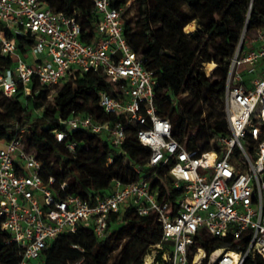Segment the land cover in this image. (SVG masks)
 I'll return each mask as SVG.
<instances>
[{
  "label": "built area",
  "instance_id": "1",
  "mask_svg": "<svg viewBox=\"0 0 264 264\" xmlns=\"http://www.w3.org/2000/svg\"><path fill=\"white\" fill-rule=\"evenodd\" d=\"M94 5L98 32L85 42L75 14L43 0H0V50L12 61L0 66V94L14 98L20 87L32 94L34 81L55 90L86 72L103 73L110 88L98 91L99 106L137 125L141 146V162L131 163L133 181L114 178L109 193L86 199L60 195L55 177L43 176L42 159L27 145V128L0 143V216L11 239L24 248L20 264H38L55 238L81 225L105 236L109 218L131 206L141 215L155 213L162 228L144 264H246L250 258L264 264V27L250 35L246 27L230 58L225 88L230 134L190 147L158 112V79L125 34L127 6L113 7L109 0ZM58 119L63 127L52 134L74 158L80 155L72 139L77 130L125 152L127 124L120 120L61 113ZM74 178L62 180L61 190ZM229 234L245 237L246 245L211 252L203 245L209 236Z\"/></svg>",
  "mask_w": 264,
  "mask_h": 264
},
{
  "label": "trees",
  "instance_id": "2",
  "mask_svg": "<svg viewBox=\"0 0 264 264\" xmlns=\"http://www.w3.org/2000/svg\"><path fill=\"white\" fill-rule=\"evenodd\" d=\"M43 1L55 10L77 15L83 41L91 42L96 36L99 13L94 0ZM109 1L113 7L127 6L125 34L158 79L155 102L158 112L172 122L173 135L196 147L230 134L225 107L230 58L246 27L247 35L264 27V0ZM133 3L138 5L136 27L127 20ZM192 22H197V28L187 31ZM20 46L25 51L21 38ZM210 62L217 66L207 72L204 66ZM11 64L0 50V66ZM31 86L32 94H26L22 87L14 98L0 94V143L27 128L28 147L42 159L43 176L47 180L55 177L53 187L62 196L76 193L92 199L98 192L109 193L114 178L125 182L136 178L131 163L141 162L138 153L141 146L136 137L139 127L129 123L125 116L105 112L99 106L98 91L110 88L105 74L86 72L76 80L65 82L53 96H50L52 87L37 81ZM184 92L190 93L189 99L181 97ZM36 110L42 111L40 116L35 115ZM59 113L63 118L93 114L104 121L126 123L125 152L121 153L92 132L77 130L72 139L78 141L80 155L74 158L65 143L52 134L54 129L63 127ZM110 156L113 162H109ZM71 174L75 178L65 191L61 190L60 182ZM161 236L156 214L141 215L131 206L109 218L105 236L99 238L91 226L81 225L76 231L55 238L42 257L44 264H144L145 255ZM246 241L245 237L236 239L229 234L223 238L209 236L203 245L211 252L218 247L240 249ZM23 257L24 248L11 239L0 216V264H20ZM246 264L261 263L250 258Z\"/></svg>",
  "mask_w": 264,
  "mask_h": 264
},
{
  "label": "rangeland",
  "instance_id": "3",
  "mask_svg": "<svg viewBox=\"0 0 264 264\" xmlns=\"http://www.w3.org/2000/svg\"><path fill=\"white\" fill-rule=\"evenodd\" d=\"M137 19H138V5H137V3H133V4L131 5V7L129 8V12H128L127 20L130 21V23H131L132 26L136 27V21H137ZM197 26H198V25H197V22H192V23L186 28V30L191 32L194 28H197ZM253 33H254V30H253L250 34H253ZM212 63H214V62H210V63H208L207 65L204 66L205 69L207 70V72H209V70L214 69V68L210 69ZM216 66H217V64L215 63V68H216ZM56 90H57V89H55V90H51V91H50V96H53V95L55 94ZM190 96H191V95H190L189 92H184V93L181 94V97H182V98H187V99H189ZM225 107H226V103H225ZM41 112H42L41 110H36V111H35V115L40 116ZM31 149H33V148H31ZM33 150H34V149H33ZM34 151H35V150H34ZM114 257H115V255H112V258H114ZM112 258H111L110 260H112ZM39 260H40V259H39Z\"/></svg>",
  "mask_w": 264,
  "mask_h": 264
},
{
  "label": "crops",
  "instance_id": "4",
  "mask_svg": "<svg viewBox=\"0 0 264 264\" xmlns=\"http://www.w3.org/2000/svg\"><path fill=\"white\" fill-rule=\"evenodd\" d=\"M38 264H44V260H39V261H36Z\"/></svg>",
  "mask_w": 264,
  "mask_h": 264
},
{
  "label": "bare ground",
  "instance_id": "5",
  "mask_svg": "<svg viewBox=\"0 0 264 264\" xmlns=\"http://www.w3.org/2000/svg\"><path fill=\"white\" fill-rule=\"evenodd\" d=\"M212 68H215V63H212V64H211L210 69H212ZM233 254H234V253H233Z\"/></svg>",
  "mask_w": 264,
  "mask_h": 264
}]
</instances>
